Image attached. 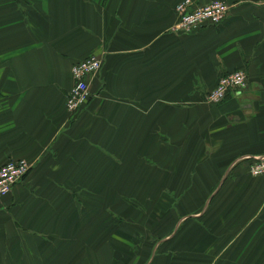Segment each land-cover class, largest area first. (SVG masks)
I'll list each match as a JSON object with an SVG mask.
<instances>
[{"label":"crops","instance_id":"obj_1","mask_svg":"<svg viewBox=\"0 0 264 264\" xmlns=\"http://www.w3.org/2000/svg\"><path fill=\"white\" fill-rule=\"evenodd\" d=\"M180 1L0 0V167L32 165L0 197V264H264V175L237 164L264 156V0L183 35ZM235 70L247 86L204 104ZM171 165L173 183L112 181Z\"/></svg>","mask_w":264,"mask_h":264},{"label":"built area","instance_id":"obj_2","mask_svg":"<svg viewBox=\"0 0 264 264\" xmlns=\"http://www.w3.org/2000/svg\"><path fill=\"white\" fill-rule=\"evenodd\" d=\"M228 5L221 0L200 4L199 0H181L174 8L177 17L171 27L175 34H190L204 25H218L228 12ZM102 66L99 56L91 55L71 67L73 85L66 97V109L72 117L88 103L91 98L88 80L96 75ZM247 86V76L243 70H235L218 79L215 88L203 97L206 105L222 102L230 92L242 90ZM248 173L252 177L264 175V156L244 158ZM32 165L26 160H8L0 167V197L8 195L12 188L23 181Z\"/></svg>","mask_w":264,"mask_h":264},{"label":"rangeland","instance_id":"obj_3","mask_svg":"<svg viewBox=\"0 0 264 264\" xmlns=\"http://www.w3.org/2000/svg\"><path fill=\"white\" fill-rule=\"evenodd\" d=\"M203 101V100H202ZM246 161L240 160L237 164H243ZM174 169V167H172V165L170 167L166 168V172L165 173H161V171H159L157 169V167L155 168H151L152 172L150 174H134L133 177H131L130 174H123V173H119L114 175L112 181H115L117 179H119V181H123L124 183H130L132 181H141V182H145V181H150V182H171L173 183L175 181V176L174 173H171L172 170ZM154 170V171H153ZM139 175V176H138ZM107 177L109 176V174L106 175ZM190 176L191 175H185V181H187V183L190 181ZM131 178V179H130ZM157 188V186H155ZM119 194L120 192H122L123 194H126L127 192H130V194H136V192H139L140 195L139 197L143 196V192L145 193H149L150 197H156L158 196V190L157 189H151L150 191H143V190H130L128 191L126 188H123V190H119L118 191ZM167 196H172L173 198L174 196V191L170 190V191H166Z\"/></svg>","mask_w":264,"mask_h":264}]
</instances>
